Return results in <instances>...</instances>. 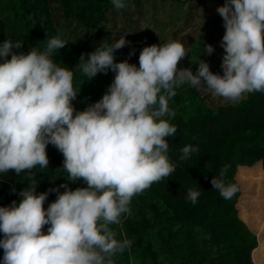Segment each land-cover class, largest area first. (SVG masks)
Returning a JSON list of instances; mask_svg holds the SVG:
<instances>
[{
	"label": "trees",
	"instance_id": "16d2710c",
	"mask_svg": "<svg viewBox=\"0 0 264 264\" xmlns=\"http://www.w3.org/2000/svg\"><path fill=\"white\" fill-rule=\"evenodd\" d=\"M36 1L2 3L26 10L23 29L0 12V264H51L70 238L72 264H264V0H172L187 16L166 19L157 1L56 0L54 18ZM166 20L216 79L187 99L164 81L166 131L122 164L102 140L126 124L104 73L126 57L142 86Z\"/></svg>",
	"mask_w": 264,
	"mask_h": 264
},
{
	"label": "rangeland",
	"instance_id": "374dc122",
	"mask_svg": "<svg viewBox=\"0 0 264 264\" xmlns=\"http://www.w3.org/2000/svg\"><path fill=\"white\" fill-rule=\"evenodd\" d=\"M4 1L7 0H0V4ZM46 1H48V9L46 10H48L50 17L54 18L56 10L60 13V10L58 8L56 9L60 5H58L59 3L56 0ZM156 1L159 11L165 19L174 14H181L183 18L187 16V4L183 8H180L172 0H149V3L152 4ZM230 2L241 4L242 7L247 5V0H230ZM74 3L76 4V2ZM35 4H37L36 0H25L26 9H28V5L32 8ZM5 5H0V12L8 24L19 26L22 18L23 25L21 29L24 28L25 23L27 26L28 13H26V10L24 11L20 7L17 9L15 2L9 7ZM34 9L36 10V8ZM147 17L148 19L144 22L143 26L149 27L151 23L153 25L150 7L147 11ZM117 21L123 22L120 17H118ZM77 26L75 32L80 33L79 30L83 24L81 23ZM117 29L123 31L121 34L122 38L135 39L131 30L125 24L119 25ZM153 29L157 37V52L152 56L149 67L145 69V71H148V76L143 80L142 86L137 84L138 81L135 79L138 73V67L133 60H127L126 57L122 58L123 67H116L114 75L112 73H104L105 76L102 84L105 86L108 94L107 103L119 108V113L122 119L126 121V124L119 133L111 134L109 137L102 138V140L112 150L113 158H119L117 161H121L122 164H127L128 162H132V160L140 162L145 156L149 155L151 150L150 146L158 137L159 133L166 131V121L169 119V115L163 104H160L159 107H156V104H154L157 99H162L163 90L161 85L164 81L170 86L167 88L170 99H174L177 95L181 99H187L184 96L189 92L190 87L196 85L200 78L211 74V78L216 79V72L213 74L210 72L211 69L207 63V54L205 52H198L196 50L197 48H184L183 50L179 48V45L172 39L173 36L171 34L173 33V28H171L168 20L164 22L163 29L159 30L155 26H153ZM217 33L212 34L216 38L222 37L224 34ZM13 35L15 36L17 34L14 33ZM182 35L188 40L187 31L183 32ZM77 38V41H80L81 35H78ZM216 41L219 42L221 40L217 39ZM81 42L84 41L82 40ZM13 43L15 45L18 43L15 41V38ZM210 44L212 43L209 42ZM193 45L197 46L194 43ZM187 46L191 47L190 42ZM18 48L22 49L21 47ZM136 50H139L138 46ZM138 54L139 52L135 51L131 56H140ZM140 70L143 71V68L141 67ZM123 75L126 76L125 79L122 78ZM184 102L186 103V101ZM68 240L70 241L69 245L71 248L73 246L76 248L84 245L83 241H76V244L73 245L74 239L70 238ZM96 240L94 238L88 244V250L91 253L96 248ZM64 245L63 241H60L55 246L56 249L52 252L51 264H72V260L67 259V256L73 252L71 248L64 247ZM78 253L79 250H75L76 256ZM97 253L99 251H94L95 255Z\"/></svg>",
	"mask_w": 264,
	"mask_h": 264
}]
</instances>
